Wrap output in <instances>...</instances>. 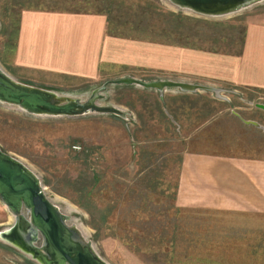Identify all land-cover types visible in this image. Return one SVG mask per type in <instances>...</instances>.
<instances>
[{
    "label": "rangeland",
    "instance_id": "obj_1",
    "mask_svg": "<svg viewBox=\"0 0 264 264\" xmlns=\"http://www.w3.org/2000/svg\"><path fill=\"white\" fill-rule=\"evenodd\" d=\"M26 7L100 12L108 18V32L131 42L188 47L179 40L198 45L206 35L240 36L249 21L264 18V0L224 16L198 13L171 0H0V65L18 81L79 97L89 96L107 79L125 75L205 85L195 90L166 87L160 91L108 84L97 102L118 106L125 111L123 115L97 111L51 115L0 99V147L37 174L47 196L104 259L110 264H183L178 249L186 250L181 244L184 237L192 239L184 228L195 222L209 228L211 219L189 216L181 220L184 231L178 228L173 195L180 152L207 147L264 157V108L257 105L264 98L256 90L225 81L152 71L141 65L101 73L95 79L16 67L17 23ZM180 15L184 19L180 28L185 34L188 25L187 33L192 36L172 30L179 26ZM220 43L226 44V38ZM74 143L80 148H74ZM13 220L14 213L0 198V231ZM203 254L197 246L196 260L189 257L184 264H209ZM0 264L42 263L0 238Z\"/></svg>",
    "mask_w": 264,
    "mask_h": 264
},
{
    "label": "crops",
    "instance_id": "obj_2",
    "mask_svg": "<svg viewBox=\"0 0 264 264\" xmlns=\"http://www.w3.org/2000/svg\"><path fill=\"white\" fill-rule=\"evenodd\" d=\"M176 22L179 26L172 30L192 36L187 33L188 25L185 34L180 28L182 16ZM107 23V16L100 12L26 7L18 18L13 65L84 79L141 65L152 71L225 81L256 90L264 98V18L249 21L240 36L206 35L198 45L179 40L188 47L131 42L108 32ZM221 38H226V44L221 45ZM175 170L173 202L178 228L192 236L181 243L185 251L178 249L180 262L186 263L189 257L196 260L198 246L209 264H263L264 157L188 147L180 152ZM189 216L211 219V230L196 222L183 229L181 220Z\"/></svg>",
    "mask_w": 264,
    "mask_h": 264
},
{
    "label": "water",
    "instance_id": "obj_3",
    "mask_svg": "<svg viewBox=\"0 0 264 264\" xmlns=\"http://www.w3.org/2000/svg\"><path fill=\"white\" fill-rule=\"evenodd\" d=\"M174 4L211 16L237 12L261 0H171ZM135 84L163 90L166 87L195 90L205 85L174 79L144 80L132 75L110 78L94 88L89 96H62L56 91L23 83L0 65V99L21 105L37 113L75 115L89 111L125 114L120 107L99 104L108 84ZM264 108V103H257ZM238 114V113H237ZM242 118V117H241ZM242 120L261 126L253 119ZM0 198L14 213V234L26 247L9 242L42 264H110L94 248L68 215L47 196L37 174L23 161L0 147ZM25 206L26 214L21 206ZM6 227V228H8ZM0 238H4L0 235ZM40 238V243L35 240ZM6 241V240H5Z\"/></svg>",
    "mask_w": 264,
    "mask_h": 264
},
{
    "label": "bare ground",
    "instance_id": "obj_4",
    "mask_svg": "<svg viewBox=\"0 0 264 264\" xmlns=\"http://www.w3.org/2000/svg\"><path fill=\"white\" fill-rule=\"evenodd\" d=\"M0 235L6 241L13 242V243L19 245L20 247H26V244L24 243L22 238H20L16 234H14L12 227H8V228H5L4 230L0 231Z\"/></svg>",
    "mask_w": 264,
    "mask_h": 264
},
{
    "label": "flooded vegetation",
    "instance_id": "obj_5",
    "mask_svg": "<svg viewBox=\"0 0 264 264\" xmlns=\"http://www.w3.org/2000/svg\"><path fill=\"white\" fill-rule=\"evenodd\" d=\"M21 209H22L23 213H25V214H26V208H25V206H24V205H23V206H21ZM38 240H40V238H39V239H37V240H35V242H37Z\"/></svg>",
    "mask_w": 264,
    "mask_h": 264
},
{
    "label": "built area",
    "instance_id": "obj_6",
    "mask_svg": "<svg viewBox=\"0 0 264 264\" xmlns=\"http://www.w3.org/2000/svg\"><path fill=\"white\" fill-rule=\"evenodd\" d=\"M72 146H73L74 148H80V145L77 144V143H74Z\"/></svg>",
    "mask_w": 264,
    "mask_h": 264
},
{
    "label": "trees",
    "instance_id": "obj_7",
    "mask_svg": "<svg viewBox=\"0 0 264 264\" xmlns=\"http://www.w3.org/2000/svg\"><path fill=\"white\" fill-rule=\"evenodd\" d=\"M179 19H181V16L179 17ZM189 34H186L185 36H188Z\"/></svg>",
    "mask_w": 264,
    "mask_h": 264
}]
</instances>
